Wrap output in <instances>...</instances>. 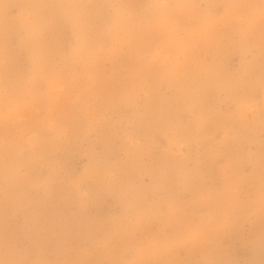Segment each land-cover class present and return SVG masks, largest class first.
<instances>
[{
  "label": "clouds",
  "instance_id": "9594fccd",
  "mask_svg": "<svg viewBox=\"0 0 264 264\" xmlns=\"http://www.w3.org/2000/svg\"><path fill=\"white\" fill-rule=\"evenodd\" d=\"M0 264H264V0H0Z\"/></svg>",
  "mask_w": 264,
  "mask_h": 264
}]
</instances>
